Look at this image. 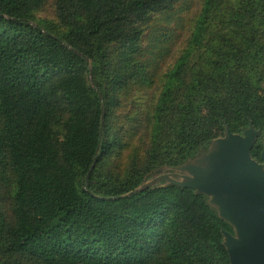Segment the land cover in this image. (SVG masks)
Wrapping results in <instances>:
<instances>
[{
  "label": "trees",
  "instance_id": "16d2710c",
  "mask_svg": "<svg viewBox=\"0 0 264 264\" xmlns=\"http://www.w3.org/2000/svg\"><path fill=\"white\" fill-rule=\"evenodd\" d=\"M190 2L54 0L57 32L35 17L46 0H0V167L12 177L0 264H230L221 229L232 227L205 194L161 180L128 195L206 152L226 126L264 132V0H203L146 132L133 108L121 119L126 93L148 88L177 43ZM261 148L260 136L251 156ZM111 159L127 170L115 174Z\"/></svg>",
  "mask_w": 264,
  "mask_h": 264
},
{
  "label": "water",
  "instance_id": "95a60500",
  "mask_svg": "<svg viewBox=\"0 0 264 264\" xmlns=\"http://www.w3.org/2000/svg\"><path fill=\"white\" fill-rule=\"evenodd\" d=\"M260 133L251 121L241 133L226 126L206 152L173 167L171 173L148 180L128 195L161 180L165 185L205 194L218 216L232 227V232L221 229L230 264H264V137L260 161L251 156Z\"/></svg>",
  "mask_w": 264,
  "mask_h": 264
},
{
  "label": "rangeland",
  "instance_id": "374dc122",
  "mask_svg": "<svg viewBox=\"0 0 264 264\" xmlns=\"http://www.w3.org/2000/svg\"><path fill=\"white\" fill-rule=\"evenodd\" d=\"M203 0H191L189 4V10H188V16H186V25L183 27V31L180 33V37L177 41V43L174 44L171 53L167 56V58L164 60L162 64L159 65L157 71H155V74L153 75L152 84L145 88L144 91L140 90V94H136L134 96V93L136 89H133L129 92H127V95L132 94L131 101H128L125 105V102L122 104L119 114L121 116V119H123L125 122L127 121L125 118V115L131 108L136 110L138 112V117H140V133L143 134L146 132L147 127V110L149 107L151 108L152 105L155 103L161 88L162 84L164 82L165 74L171 68L178 58V56L183 52V50L187 47L188 38H189V19L193 18L195 13L197 14L201 8ZM236 4L233 2H226L224 7V12L222 14H218L216 19L214 20V25L216 28L222 27V21L225 19L222 17V15H225L229 6H235ZM238 7L241 6V3L237 4ZM36 19H43L48 20L50 23H52L55 27V31L62 32L63 26L59 23L58 19L55 16L54 11V0H46L45 6L37 11L35 13ZM240 37V35H237ZM211 42L216 41L213 39V36L208 38L211 39ZM238 38V37H235ZM206 46H202L201 48L196 49L191 53L190 58L187 62V69L188 71L192 70V68L195 67L196 63L202 62V59L204 58V53L209 49L207 47V42H205ZM210 51V50H209ZM134 103V104H133ZM113 159L109 160L107 162L111 164ZM113 165L116 167L118 173L119 170H123L124 172L127 170V166L129 163H127L125 160H120L118 162H112ZM108 166V165H107ZM112 172V171H111ZM114 173V172H113ZM12 183V177L11 174L6 171L5 166L0 167V209H6L8 210L9 203H10V194H11V184Z\"/></svg>",
  "mask_w": 264,
  "mask_h": 264
},
{
  "label": "flooded vegetation",
  "instance_id": "af4514ba",
  "mask_svg": "<svg viewBox=\"0 0 264 264\" xmlns=\"http://www.w3.org/2000/svg\"><path fill=\"white\" fill-rule=\"evenodd\" d=\"M261 136V142H262V139H263V137H264V132H262V130H261V133L258 135V137H257V139L259 138ZM257 139H256V141H257ZM256 141H255V143H256ZM262 149V148H261ZM261 152V151H260ZM256 159V158H255ZM257 161H260V154H259V159H256Z\"/></svg>",
  "mask_w": 264,
  "mask_h": 264
}]
</instances>
